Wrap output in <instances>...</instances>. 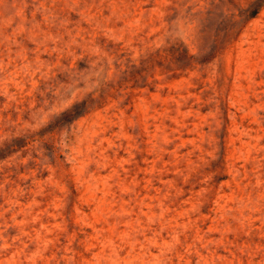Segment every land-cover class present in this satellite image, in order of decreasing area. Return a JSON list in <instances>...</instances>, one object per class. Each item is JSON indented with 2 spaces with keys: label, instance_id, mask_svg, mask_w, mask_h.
I'll return each mask as SVG.
<instances>
[{
  "label": "rangeland",
  "instance_id": "374dc122",
  "mask_svg": "<svg viewBox=\"0 0 264 264\" xmlns=\"http://www.w3.org/2000/svg\"><path fill=\"white\" fill-rule=\"evenodd\" d=\"M0 264H264V0H0Z\"/></svg>",
  "mask_w": 264,
  "mask_h": 264
}]
</instances>
